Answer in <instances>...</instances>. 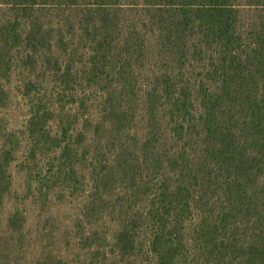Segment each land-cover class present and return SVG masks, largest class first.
<instances>
[{"label":"trees","instance_id":"16d2710c","mask_svg":"<svg viewBox=\"0 0 264 264\" xmlns=\"http://www.w3.org/2000/svg\"><path fill=\"white\" fill-rule=\"evenodd\" d=\"M0 115V206L78 200L34 264H264V0H0Z\"/></svg>","mask_w":264,"mask_h":264},{"label":"rangeland","instance_id":"374dc122","mask_svg":"<svg viewBox=\"0 0 264 264\" xmlns=\"http://www.w3.org/2000/svg\"><path fill=\"white\" fill-rule=\"evenodd\" d=\"M20 116V109L11 113L13 124H18ZM11 174L10 193L0 206V264H34L40 253L50 250L64 251L71 256L73 251L65 250L63 245L67 231L65 222L76 214L78 200L58 201L54 197L45 207L34 201L36 199L27 191L24 174L17 172L15 167H11ZM15 211H18L17 222L22 225L20 231L10 227L9 216Z\"/></svg>","mask_w":264,"mask_h":264}]
</instances>
